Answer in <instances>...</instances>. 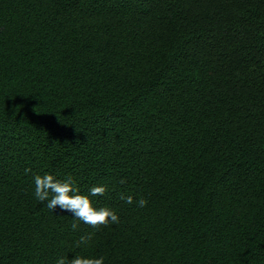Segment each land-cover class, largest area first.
I'll return each mask as SVG.
<instances>
[{"label": "trees", "instance_id": "trees-1", "mask_svg": "<svg viewBox=\"0 0 264 264\" xmlns=\"http://www.w3.org/2000/svg\"><path fill=\"white\" fill-rule=\"evenodd\" d=\"M0 264H264V0H0Z\"/></svg>", "mask_w": 264, "mask_h": 264}]
</instances>
